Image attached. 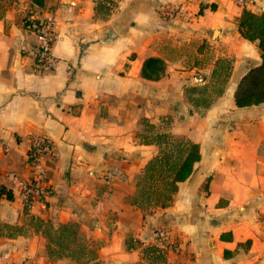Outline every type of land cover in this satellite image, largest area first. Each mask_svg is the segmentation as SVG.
<instances>
[{
	"label": "crops",
	"instance_id": "1",
	"mask_svg": "<svg viewBox=\"0 0 264 264\" xmlns=\"http://www.w3.org/2000/svg\"><path fill=\"white\" fill-rule=\"evenodd\" d=\"M244 3L0 0V185L13 194L0 197V264H264V102L235 103L261 63L238 20L264 0ZM49 16L55 69L37 64L28 27ZM150 57L164 62L158 78L142 74ZM40 134L55 152L53 192L26 208L9 175L31 177L27 151ZM181 138L201 158L170 205L146 211L137 194L148 165L177 161ZM64 224L88 242L67 249ZM161 228L179 249L156 239Z\"/></svg>",
	"mask_w": 264,
	"mask_h": 264
},
{
	"label": "trees",
	"instance_id": "2",
	"mask_svg": "<svg viewBox=\"0 0 264 264\" xmlns=\"http://www.w3.org/2000/svg\"><path fill=\"white\" fill-rule=\"evenodd\" d=\"M36 1V0H34ZM238 30L240 34L250 40L257 41L260 49L261 63L251 67L248 72L242 77L235 92V103L238 107H247L259 105L264 102V11L254 12L244 8L238 20ZM164 62L156 57L148 58L143 66L142 74L149 79L158 78L161 71L164 70ZM165 138H170L169 134L164 135ZM183 144L179 152L177 161L171 162L170 156H164L165 160L156 158L148 165L147 188L144 192V197L154 206H168L173 200V194L178 189V183L186 180L192 173L195 163L201 158L200 145L198 143L184 140L179 141ZM163 166L168 167L169 174L161 176L163 184H167V188H160L152 184L157 177L159 167L162 170ZM5 195L8 199L13 198L12 191L6 186L0 185V197ZM59 238H68L71 241H76L77 232L68 224L62 225L58 230ZM46 234L50 238L51 231Z\"/></svg>",
	"mask_w": 264,
	"mask_h": 264
},
{
	"label": "built area",
	"instance_id": "3",
	"mask_svg": "<svg viewBox=\"0 0 264 264\" xmlns=\"http://www.w3.org/2000/svg\"><path fill=\"white\" fill-rule=\"evenodd\" d=\"M111 4L114 0H103ZM243 4L244 0H239ZM165 13L174 14V9H167ZM29 29L38 38V48L35 54L37 64L45 69H55L58 58L53 53V44L56 39V21L52 16L32 19L28 24ZM55 152L52 142L46 135H36L31 139L27 151V160L31 169V177L26 181L17 180L14 173L10 178L21 188L23 204L26 208H32L35 202L45 205L53 192L49 179V162ZM156 239L165 247L173 250L179 249V244L170 240L167 229L161 228L155 232ZM256 264V263H248Z\"/></svg>",
	"mask_w": 264,
	"mask_h": 264
},
{
	"label": "rangeland",
	"instance_id": "4",
	"mask_svg": "<svg viewBox=\"0 0 264 264\" xmlns=\"http://www.w3.org/2000/svg\"><path fill=\"white\" fill-rule=\"evenodd\" d=\"M240 4V3H239ZM245 4V3H244ZM216 91H214V93H215ZM195 96H199V95H195ZM155 139H160L162 142L165 140L164 138L165 137H163V138H156V137H154ZM176 138V137H175ZM175 140V139H174ZM166 141V140H165ZM175 142H177V141H175ZM176 145V147H171L174 151H176L177 150V144H174V146ZM164 146V149L166 148V149H168L169 148V146L170 145H168L167 143L166 144H164L163 145ZM157 174L159 175L160 174V172L159 171H157ZM163 174H165V172L163 173ZM163 174H162V177H163ZM147 176V175H146ZM146 176L144 177V179H142L141 180V182H140V188H139V192H138V194H137V200L139 201V204H140V206L144 209V210H146V211H150L153 207H154V204H153V202H150L149 203V201L147 200V198L146 197H144V192H145V190H146V188H147V179H146ZM152 184H154V186H156V187H160V188H167L168 187V185L167 184H163V182H162V179H161V176H159L158 177V179L155 181V182H153ZM73 228H74V230L77 232V235H76V237L77 238H79V240H80V242H84V243H86V242H88V240L85 238L86 236L85 235H83V234H85V233H82V234H80V230H79V226H76V225H73L72 226ZM79 232V233H78ZM85 236V237H84ZM54 239H53V241L55 240L56 241V239H57V234H55V237H53ZM64 246L67 248V249H69V247H71L72 245H76V241H77V239H76V241H71V240H69L68 238H64ZM78 251H80V250H78Z\"/></svg>",
	"mask_w": 264,
	"mask_h": 264
}]
</instances>
